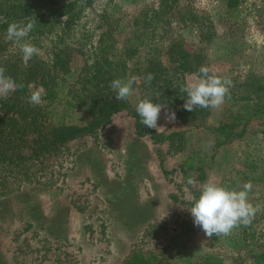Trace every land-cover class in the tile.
<instances>
[{"label": "rangeland", "instance_id": "374dc122", "mask_svg": "<svg viewBox=\"0 0 264 264\" xmlns=\"http://www.w3.org/2000/svg\"><path fill=\"white\" fill-rule=\"evenodd\" d=\"M158 2L83 0L74 19L66 15L29 34L26 39L40 54L27 67L19 45L0 35V67L5 75L41 88L42 80L56 77L53 53L62 49L59 55L68 68L63 77L71 81L56 88L62 97L69 85L82 87L81 70L94 61L99 40L123 47L132 37L133 21L150 19ZM177 3L191 8V14L169 11L156 24V46L165 47L177 36L196 64L194 73L207 66L213 74L232 80L234 103L226 97L219 109L196 107L198 113L186 121L187 97L172 100L175 106L165 105L158 120L164 128L150 129L164 135L156 142L136 129L131 111L141 94L135 88L128 98L129 110L112 115L95 133L48 152L23 150V159L7 155L9 160L0 163V264H125L133 254L153 257V264H264V123L250 121L243 136L221 144L223 137L215 131L243 106L245 101L239 99L250 95L251 80L264 79V0H240L235 10L227 9L224 0ZM16 7L18 3L8 4L0 13H12L7 8L18 11ZM191 74L182 75L184 84ZM42 89V103L35 106L60 112V105H48ZM15 92L0 96V105L12 103ZM28 98L27 86L16 101L31 105ZM168 111L179 117L168 122ZM64 121L83 126L89 116L81 108L68 111ZM241 129L239 125L233 131ZM172 133L180 135L169 140ZM192 154L197 169L183 174L180 167ZM190 176L194 185L187 184ZM209 179L230 190H241L251 181L249 202L261 210L250 226L211 238L195 226L189 209Z\"/></svg>", "mask_w": 264, "mask_h": 264}, {"label": "trees", "instance_id": "16d2710c", "mask_svg": "<svg viewBox=\"0 0 264 264\" xmlns=\"http://www.w3.org/2000/svg\"><path fill=\"white\" fill-rule=\"evenodd\" d=\"M82 1L79 3L78 0H73L66 4H60V0H3L0 2V11H5L2 7L8 4L18 3L19 7H16L18 11L6 9L12 13L3 15L0 13V35H6L7 27L12 22L24 21L26 23L29 19L35 21V27L29 33L34 35L66 15L69 20L74 19L82 11ZM224 3L227 9L235 10L238 8L240 0H224ZM25 11L42 12L20 13ZM169 11H187L185 14L190 15L192 10L189 7H181L177 0H159L158 7L154 8L150 14V19L142 16L139 21L137 19L133 21L132 37L126 41L123 47L118 48L114 44L104 45L103 40H99L98 46L95 48L98 51L97 54L95 53L94 61L85 64V68L81 70L82 74L80 82H78L82 87L74 89L69 85V89L62 97H59L56 88L60 83L68 81L63 77L68 73V68L66 61L63 62L59 55L63 50L56 48L53 53V67L58 73L55 78L52 77L49 81L42 80L40 84L44 88L45 100L48 105H60L62 107L60 112L49 110L45 105L41 108L18 104L17 101L26 94L28 83L22 77H14L16 83L23 84L24 87L16 90L12 103L0 105V163L9 160L7 155H11L12 159H23L24 157L21 155L23 150L48 152L78 136L95 133L107 124L112 115L129 110V99L115 100L116 93L110 88L111 82L115 79L140 77L139 84L133 86L134 89H140V100L148 97L154 103L175 106L170 104L172 100L185 98L186 93L180 90L181 85H184L182 75L194 73L197 70L196 64L191 60L188 51L177 36L172 37L165 47H157L155 43V33L158 30L156 24H160ZM185 14L182 13V20L186 16ZM189 21L191 23L194 20L191 18ZM60 42L62 41L60 40ZM149 73L154 74L155 77L150 86L144 79ZM251 82L250 95L246 93L247 95L239 99L245 101L243 106L239 111L231 114L230 122L220 124L215 128V131L223 137L219 144L243 136L250 121L260 120L264 123V79L254 78ZM230 95L228 100L230 103H234L237 97L231 93ZM81 108L89 116L88 124L76 126L64 121L68 111ZM131 113L135 118V126L138 131L149 135L156 142L162 141L164 135L154 133L141 124V118L136 110H132ZM195 113L198 111L185 110L184 120H192ZM178 117L176 114V118ZM239 125H242V129L235 134L233 130ZM177 134L180 135V133H172L167 138L171 140ZM199 162L202 163L203 159ZM195 169H197L195 155H188L183 161L180 171L186 174ZM153 259V257L133 254L125 264H153Z\"/></svg>", "mask_w": 264, "mask_h": 264}, {"label": "clouds", "instance_id": "9594fccd", "mask_svg": "<svg viewBox=\"0 0 264 264\" xmlns=\"http://www.w3.org/2000/svg\"><path fill=\"white\" fill-rule=\"evenodd\" d=\"M35 21L28 20L12 22L7 27L6 40L19 45L22 53V62L25 67L29 61L40 54V49L28 41L26 38L35 27ZM23 41V42H22ZM242 70L244 66H241ZM5 68L0 67V96L5 98L9 93L23 88V84H17L11 76L5 75ZM154 74L149 73L144 78L150 86L154 79ZM141 78L131 76L127 79H115L111 82L110 88L116 93L115 100H127L133 95L134 84H138ZM233 82L228 77H221L212 73L207 66H201L198 73H193L186 77V83L181 85V91L186 93V102L183 108L189 112L194 111L196 107L219 109L226 100L230 99V87ZM29 98L31 105H40L42 103L43 89L37 88L32 84L28 85ZM165 105L154 103L152 99L145 97L136 105V112L139 115L140 122L148 129H154L158 132L164 128L158 125V120ZM168 122H174L176 114L174 111L165 113ZM188 185H194L195 181L190 176L187 180ZM253 185L251 181L241 185V190L228 189L213 179H209L200 186L199 198L193 197V206L189 209L194 219L195 226L201 228L206 237L211 238L228 236L233 229L241 225L250 226L252 220L258 211L260 205H253L249 202L248 194Z\"/></svg>", "mask_w": 264, "mask_h": 264}]
</instances>
